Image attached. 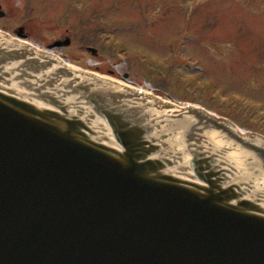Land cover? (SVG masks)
<instances>
[{
	"label": "water",
	"instance_id": "1",
	"mask_svg": "<svg viewBox=\"0 0 264 264\" xmlns=\"http://www.w3.org/2000/svg\"><path fill=\"white\" fill-rule=\"evenodd\" d=\"M0 264H264V137L0 35Z\"/></svg>",
	"mask_w": 264,
	"mask_h": 264
},
{
	"label": "rangeland",
	"instance_id": "2",
	"mask_svg": "<svg viewBox=\"0 0 264 264\" xmlns=\"http://www.w3.org/2000/svg\"><path fill=\"white\" fill-rule=\"evenodd\" d=\"M9 7L14 14L0 30L28 15L40 30L27 42L40 51L264 137V0H15ZM65 39L67 47L47 49Z\"/></svg>",
	"mask_w": 264,
	"mask_h": 264
},
{
	"label": "flooded vegetation",
	"instance_id": "3",
	"mask_svg": "<svg viewBox=\"0 0 264 264\" xmlns=\"http://www.w3.org/2000/svg\"><path fill=\"white\" fill-rule=\"evenodd\" d=\"M14 1L15 0H0V12L3 13V16L2 18H0V20L5 19L7 16L10 17L14 14V9L9 7L10 4H14ZM16 17L18 18V16ZM18 19L21 20L20 24L18 25L15 24L11 28H7L4 25L1 27L2 29H4L3 33H5L4 35L6 37L13 40L24 39L25 41H29L31 39V33H35L34 31L39 32L40 28L38 29L37 24L32 23L28 15L22 13V18H18ZM32 27H34L35 29H32ZM5 30H8V32H6ZM63 41L64 40H57L54 42H63Z\"/></svg>",
	"mask_w": 264,
	"mask_h": 264
},
{
	"label": "bare ground",
	"instance_id": "4",
	"mask_svg": "<svg viewBox=\"0 0 264 264\" xmlns=\"http://www.w3.org/2000/svg\"><path fill=\"white\" fill-rule=\"evenodd\" d=\"M161 99L164 100V101H169L172 104L184 105V104L178 103V102H176V101H174L172 99H168V98H165V97H161Z\"/></svg>",
	"mask_w": 264,
	"mask_h": 264
}]
</instances>
